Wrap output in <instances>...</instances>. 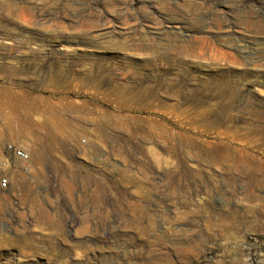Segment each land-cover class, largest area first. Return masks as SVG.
I'll use <instances>...</instances> for the list:
<instances>
[{
    "label": "rangeland",
    "instance_id": "1",
    "mask_svg": "<svg viewBox=\"0 0 264 264\" xmlns=\"http://www.w3.org/2000/svg\"><path fill=\"white\" fill-rule=\"evenodd\" d=\"M103 31L210 46L146 55ZM148 57L223 69L232 117L200 114L216 99L189 77L184 115L116 111ZM3 178L0 264H264V0H0Z\"/></svg>",
    "mask_w": 264,
    "mask_h": 264
},
{
    "label": "bare ground",
    "instance_id": "2",
    "mask_svg": "<svg viewBox=\"0 0 264 264\" xmlns=\"http://www.w3.org/2000/svg\"><path fill=\"white\" fill-rule=\"evenodd\" d=\"M6 6L9 7L10 2H6V5L4 7ZM161 32L162 31H160L159 33ZM131 33L132 32L128 33L125 31L118 32L117 33L118 37H114L113 32L103 31L100 32L98 36L100 38L107 39L104 42H108L109 43L108 46H111L112 48L122 49L125 51L147 50L149 52H147L146 55H149L150 51L161 50L163 48L165 50L170 51V53L173 54L175 53L176 55L198 54L201 56L204 54L202 53V51L205 50V49L203 50L201 44H204L205 46H210V42L205 39L191 40L186 38L187 40H183L184 43L182 44L176 40H173L172 44L171 43L164 44L161 41L162 39L158 36L152 38L151 36H147L148 35L147 33H144L143 35H140L138 38H136L132 36ZM200 49L202 51H200ZM213 56H214L213 54L210 55V59H214ZM154 62H157V59H155V57H148L147 59L145 58L141 62V64L138 65L131 64V68L128 72V75L133 76V78L135 76L138 78H136L135 80L136 82H126V79H122L121 82L123 83L118 90L119 91L118 95L120 99H122L121 103L123 102V105H121V107L122 106L124 107L125 105L127 106L128 104L130 105L132 104V105L129 106L128 108L126 107V109L125 108L123 109L122 107L121 109L116 111L121 113L124 110H128L129 112L134 113L133 115H139V114H158V116L184 115L188 113V110L181 109L180 106V104L182 103L181 100L182 88L185 85V83L181 78L189 77L190 81H194L193 91L198 93L201 92L202 94H204V96L197 99V101H200L201 103L202 102L206 103V102L214 101V99H216L215 102L211 103L212 106H210V108H207L208 105L204 104L205 108L199 111L200 114L209 115V116L211 115L222 116V118L232 117L231 113L236 106L235 105L236 98L240 94V91L239 88L236 87L235 83L232 82L230 78L225 77L226 75L223 69L216 67L208 72H205L204 74H198V75L194 74L193 76H188L186 73L189 68L183 66V64L172 65L170 63L167 67H159ZM183 69L185 70L184 74H180L182 73ZM171 74L174 76H170ZM177 76L179 78H177ZM89 79H91L92 83L94 81L97 82L99 80L96 79L95 77H92V75L90 74H89ZM214 89L217 91L213 92ZM209 98L210 100H208ZM104 114L109 115L110 112L108 110L105 112L103 111V115ZM50 122L52 123V121ZM50 127L53 126L51 125Z\"/></svg>",
    "mask_w": 264,
    "mask_h": 264
},
{
    "label": "built area",
    "instance_id": "3",
    "mask_svg": "<svg viewBox=\"0 0 264 264\" xmlns=\"http://www.w3.org/2000/svg\"><path fill=\"white\" fill-rule=\"evenodd\" d=\"M7 149H8V151L12 152L14 156L19 157L20 159H22L25 162L30 161V159H31V154L27 150H25L23 147L17 146L14 143L8 144ZM8 183H9L8 178H3L0 182L2 187H7ZM252 238H254L256 241L262 242L264 244V237L258 238V237L252 236Z\"/></svg>",
    "mask_w": 264,
    "mask_h": 264
}]
</instances>
